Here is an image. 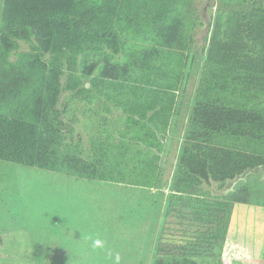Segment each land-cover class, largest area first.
Wrapping results in <instances>:
<instances>
[{"label": "trees", "instance_id": "obj_1", "mask_svg": "<svg viewBox=\"0 0 264 264\" xmlns=\"http://www.w3.org/2000/svg\"><path fill=\"white\" fill-rule=\"evenodd\" d=\"M194 5L195 0H4L0 160L89 181L165 187V138L195 60L187 22ZM218 9L177 158L175 195L151 264L220 263L235 206H264L254 178L262 171L249 173L224 197L200 195L204 183L224 184L264 167V0H221ZM75 100L90 105L86 111L97 114L101 125L108 123L102 111L125 114L118 135L104 126L88 155L81 138L68 140L66 117Z\"/></svg>", "mask_w": 264, "mask_h": 264}, {"label": "rangeland", "instance_id": "obj_2", "mask_svg": "<svg viewBox=\"0 0 264 264\" xmlns=\"http://www.w3.org/2000/svg\"><path fill=\"white\" fill-rule=\"evenodd\" d=\"M3 3L0 0V23ZM220 4L221 0H195L188 16V31L193 38L188 51L195 60L187 90L179 94L169 136L165 138L161 162V182L165 187L148 189L89 181L0 160V264H151L157 235L168 220L170 196L175 195L177 158L206 65L209 24ZM71 106L66 117L68 140L79 143L81 138L85 155L103 134L102 128L108 127L118 135L124 126L125 114L121 110L102 111L100 116L107 115L108 123L101 125L97 114L86 111L90 105L75 100ZM254 178L260 180L264 191V176ZM229 184L230 181L204 183L200 195L224 197L235 187L230 189ZM235 215L239 216L233 226L237 225L239 233L234 235L237 240L233 244L244 248H232L218 264H264V206L238 203ZM97 239L100 246L94 245Z\"/></svg>", "mask_w": 264, "mask_h": 264}, {"label": "crops", "instance_id": "obj_3", "mask_svg": "<svg viewBox=\"0 0 264 264\" xmlns=\"http://www.w3.org/2000/svg\"><path fill=\"white\" fill-rule=\"evenodd\" d=\"M176 107H177V105H176ZM207 198H209V197H207ZM235 208H236V206H235ZM234 208V209H235ZM239 215H235V210H234V213H233V216H232V218H231V222H232V225L230 224V226H229V229H228V236H227V239H226V245H225V248H224V252H223V255H222V258H224V254L225 253H227L228 251H232V248H233V250L234 249H236V248H244L242 245H235V244H233V242H235L236 240H237V237H234V235H237L239 232H237L236 233V228H238L237 227V225L236 226H233V220L235 221V219L238 217ZM262 231H264V227H262V229H261ZM240 231V230H239ZM233 236V237H232ZM228 239H230V240H228ZM228 245H231V247L230 246H228ZM154 247V246H153ZM247 249V251L249 252V248H246ZM233 257V256H232ZM231 257V258H232ZM247 257H249V255L247 256ZM221 263V262H220Z\"/></svg>", "mask_w": 264, "mask_h": 264}, {"label": "water", "instance_id": "obj_4", "mask_svg": "<svg viewBox=\"0 0 264 264\" xmlns=\"http://www.w3.org/2000/svg\"><path fill=\"white\" fill-rule=\"evenodd\" d=\"M260 171H262L263 174H264V167H258V168H256V169H248L244 174L238 176L236 179H234V180H229V181H230V184H229V186H227V187H231L230 189H233L232 186H234L239 180H241V179H245L249 173H251V172L258 173V172H260ZM225 189H227V188H225ZM225 192H226V191H225Z\"/></svg>", "mask_w": 264, "mask_h": 264}, {"label": "clouds", "instance_id": "obj_5", "mask_svg": "<svg viewBox=\"0 0 264 264\" xmlns=\"http://www.w3.org/2000/svg\"><path fill=\"white\" fill-rule=\"evenodd\" d=\"M94 245L95 246H100L101 245V241L99 239L94 241ZM117 259H119V257H117Z\"/></svg>", "mask_w": 264, "mask_h": 264}]
</instances>
